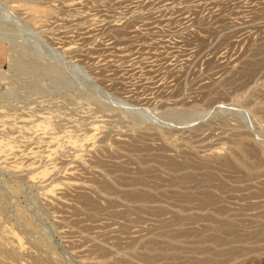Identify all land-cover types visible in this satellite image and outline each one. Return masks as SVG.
Here are the masks:
<instances>
[{"label": "rangeland", "instance_id": "obj_1", "mask_svg": "<svg viewBox=\"0 0 264 264\" xmlns=\"http://www.w3.org/2000/svg\"><path fill=\"white\" fill-rule=\"evenodd\" d=\"M0 264H264V0H0Z\"/></svg>", "mask_w": 264, "mask_h": 264}]
</instances>
